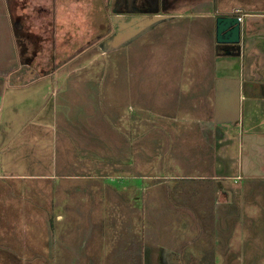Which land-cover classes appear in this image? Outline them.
Listing matches in <instances>:
<instances>
[{"label":"rangeland","instance_id":"obj_1","mask_svg":"<svg viewBox=\"0 0 264 264\" xmlns=\"http://www.w3.org/2000/svg\"><path fill=\"white\" fill-rule=\"evenodd\" d=\"M161 1L169 9L190 2ZM248 2L264 9V0ZM216 3L199 0L194 18L187 12L175 17L186 24L164 23L139 35L118 22L107 35L112 30L100 18L104 11L93 6L78 10L74 22L69 10L63 12L68 16L49 12V18L35 11L28 14L37 30L32 33L41 37L26 42L12 19L7 23L10 8L0 0V86L5 80L16 84L7 89L11 104L5 114L11 109V117L24 118L27 128L35 132L38 126L46 135L44 150L25 139L31 149L17 158H43L48 166L41 179L36 163V170L24 173L37 176L25 198L17 193L21 202L11 213L12 261L167 264L166 255L177 254L183 264H264V178L231 180L245 188L233 203H219L222 181L190 178L213 173L201 165L206 158L198 145L184 152L186 142H195L192 135L185 141L182 127L176 150H168L172 111L182 106L161 104L183 97L184 88L216 69L206 40L211 19L203 15L212 10L218 16ZM35 65L50 74L30 81L39 75ZM22 74L27 84L20 82ZM194 98L201 104L198 93ZM23 148L15 142L12 150ZM36 206L43 215L38 223L28 215Z\"/></svg>","mask_w":264,"mask_h":264},{"label":"crops","instance_id":"obj_2","mask_svg":"<svg viewBox=\"0 0 264 264\" xmlns=\"http://www.w3.org/2000/svg\"><path fill=\"white\" fill-rule=\"evenodd\" d=\"M6 1L10 8V13L7 14V23L10 24L12 19L14 26L25 35L26 42H30L33 33H37V30L33 26L31 27V16L28 15L35 11L39 14H47V18H49V12H52L51 17L56 16L58 11H61L63 16H68L63 12L69 10L70 13L74 14L72 20L74 22V19H77L78 10L87 11L90 6H93L95 12L104 11L100 13V18L103 17L104 21L109 16L112 19H121L122 25L135 27L137 32L139 31L137 33L139 35L145 32H140V30L145 18L149 17L158 20V23L152 28L161 27L164 23L175 27L186 24L185 22H175L174 20L177 19L175 17L187 12L189 16L194 18L196 12H198L194 8L196 3H199V0H183L185 3L190 1L186 4L188 6L184 8L170 7L169 9L170 3L163 5L162 1L158 3L159 0H142L144 3L146 1L151 3L144 4L145 9L133 8L135 12H130L132 8H118L115 5L116 0L114 2L108 0V3H102L101 0H87L88 3L85 2L86 0ZM119 1L124 3L123 0ZM201 1H207L209 4V0ZM246 1L217 0L216 3L218 14H231L234 10L240 9L238 12L243 16L240 44H229L230 46H227L228 44L225 43H217L215 35V18L217 14L212 10L203 12L204 16L211 19L209 25L212 29V35L209 34L206 40L209 48L214 51L216 69L208 71L210 74L203 72L204 77L199 79L204 83L195 81L184 88L183 97L161 104L162 106H172L171 108L182 106V109L175 108L172 111L176 118L171 121L167 131V138L171 140V146L168 150L170 148L176 150L175 148L181 140L178 133L182 127L185 133V141L189 140L190 135H192L195 142H186L183 147L184 152L192 153L194 146L198 145L200 151H202V156H204V159L206 158L201 165L209 171L213 170V173L191 175L190 178H208L212 181L216 179L222 181L218 185L221 186V195H218V198L216 197V201L219 203L224 201L233 203L235 197L240 195L241 189L245 188L243 183L241 185L238 183L236 185L231 184V180L236 182L237 179L242 178H246L248 181H252L253 178H264V9L252 5L250 2L245 3ZM105 4H110L111 9L104 8V10H101ZM165 11L170 13L163 14ZM135 16L136 21H132V24H130L131 21L129 20ZM59 17L57 16L56 19L58 20ZM122 17L125 18L122 19ZM27 19L30 20L27 21ZM60 19L59 21H61ZM212 21L214 22L213 28ZM72 25L74 24L72 23ZM150 30L151 28L147 32ZM195 30L199 32L198 27ZM193 34L195 35V31ZM233 45L236 47L234 48ZM35 69L39 71V75L31 80L29 78L26 80L25 75L22 74L20 80L22 85L27 84L29 80L36 82L51 72L42 71L38 65H35L32 70ZM8 82L10 83L7 85V80H5L0 86V264H16L15 261L11 260V246L14 245L15 239L14 232H11L13 226L11 213L15 208L14 204L21 202L18 197L19 192H21V197L25 198L26 188L33 185L30 179L37 176V174L28 175L24 173L26 170H36L31 165L36 163L41 167V169H38L39 176H37L41 179L43 176L42 171L48 167L43 158L39 161L38 158L31 157L17 158V155L27 156L26 154L29 152L27 149H31L29 143L25 145V139L29 142L33 138L36 145L41 144L39 151H42V148L44 150L45 147L42 146L41 140L46 135L38 129V126L35 132L32 128H27L24 118L11 117V109L7 110L5 114V105L11 99V95L7 99L9 96L7 93L10 94L7 89L15 88L16 85L11 84L9 80ZM197 93L202 97L201 104L195 101L194 96ZM9 103L11 104V101ZM192 108H196V110ZM39 111L33 110V114ZM38 122L39 124H36L42 129L43 124L40 121ZM180 122L183 126H175ZM1 124H5L2 130ZM141 124L142 121L138 124L139 128ZM21 132H23V136L17 138V135ZM197 139H202V141L198 142ZM15 142L24 147L17 153L12 150ZM48 175L46 171V177ZM36 188L41 190L42 183H37ZM35 209H40V207L36 206L30 209L28 215H35L33 219L38 223L43 215ZM14 227L18 229L20 226L15 223ZM16 232L18 235L17 240H21L20 237L23 236L22 227Z\"/></svg>","mask_w":264,"mask_h":264},{"label":"water","instance_id":"obj_3","mask_svg":"<svg viewBox=\"0 0 264 264\" xmlns=\"http://www.w3.org/2000/svg\"><path fill=\"white\" fill-rule=\"evenodd\" d=\"M135 19L136 16L132 17V19L129 21L135 22ZM157 22L158 20L154 17L145 18L140 32L147 31L148 29L152 28ZM122 26L125 28L124 30H127V28H135L133 26ZM134 32L136 34L139 33V31L137 32V30H135ZM215 35L216 41L218 43L240 44L242 38V21L240 20L239 16L230 14H219L218 16H216Z\"/></svg>","mask_w":264,"mask_h":264},{"label":"flooded vegetation","instance_id":"obj_4","mask_svg":"<svg viewBox=\"0 0 264 264\" xmlns=\"http://www.w3.org/2000/svg\"><path fill=\"white\" fill-rule=\"evenodd\" d=\"M124 1V3H121L119 0H116V2H115V5H117V7L118 8H121V9H124V7L126 6V8H136V9H145V5H144V3H142V2H139L138 3V1L137 0H123ZM140 3H142V4H140ZM105 8L106 9H111V7H110V4L108 5V4H105ZM117 8V9H118ZM238 10H240V9H237V10H235L234 12H231V14L230 15H240V14H237L236 13V11H238ZM130 12H135L134 10H130ZM125 17H122V19H124ZM130 18V17H129ZM128 18V19H129ZM118 21V23L120 24V23H122V21H121V19H117V18H115V19H112L110 16L108 17V18H106V20H105V22H103V25L104 26H110L109 27V29H110V33H108L107 35H110L112 32H113V30L114 29H112V25H113V27H114V25H116V22ZM102 23V22H101ZM108 29V30H109ZM23 31V30H22ZM105 32H106V30H105ZM33 36V35H32ZM36 36H40L41 37V34H36V35H34L33 36V38L35 39V37ZM36 40V39H35ZM26 46H27V44H26ZM227 46H230L229 44L227 45ZM234 46V48L236 47L235 45H233ZM38 51H36V50H34V55H33V53H32V55H33V57H35V55H36V53H37ZM28 58H31V55L30 54H28ZM175 255H177V254H174L173 256H171V255H166V258H167V260H166V262H167V264H183L182 263V261L179 259V257L178 256H175Z\"/></svg>","mask_w":264,"mask_h":264},{"label":"built area","instance_id":"obj_5","mask_svg":"<svg viewBox=\"0 0 264 264\" xmlns=\"http://www.w3.org/2000/svg\"><path fill=\"white\" fill-rule=\"evenodd\" d=\"M239 18H240L241 21L243 20L242 14L239 15Z\"/></svg>","mask_w":264,"mask_h":264},{"label":"trees","instance_id":"obj_6","mask_svg":"<svg viewBox=\"0 0 264 264\" xmlns=\"http://www.w3.org/2000/svg\"><path fill=\"white\" fill-rule=\"evenodd\" d=\"M118 22V21H117ZM117 24H119V23H117ZM121 26V25H120Z\"/></svg>","mask_w":264,"mask_h":264}]
</instances>
